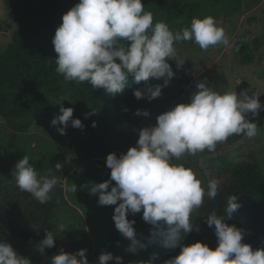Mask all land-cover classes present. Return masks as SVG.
<instances>
[{
	"label": "clouds",
	"instance_id": "9594fccd",
	"mask_svg": "<svg viewBox=\"0 0 264 264\" xmlns=\"http://www.w3.org/2000/svg\"><path fill=\"white\" fill-rule=\"evenodd\" d=\"M189 41L203 51L216 46L233 47L225 29L212 16L193 17L189 27L173 32L164 21L154 23L153 13L145 11L142 0H79L62 16L53 37L55 71L66 81L87 82L95 90L103 89L112 95L122 94L130 77L137 84L163 79L162 85L134 90L137 100L151 102L162 96L163 89L175 77L169 61H174L177 68L186 62L178 57L175 45ZM261 95L250 89L239 94L237 90L221 94L206 80L200 81L190 103L176 105L159 115L155 125L139 130L136 146L126 154L107 156L110 180L92 183L88 189L91 195L99 197L100 206L118 205L112 219L119 233L130 241L127 252L138 255L147 250L148 245L137 238L136 221L128 219L129 215L142 212V219L158 230L164 249H180L179 255L163 264H264V248L254 250L243 243L246 230L225 222V217H232L242 206L238 195L227 197L224 215L213 210L205 216V223L214 228L217 237L214 250L202 242L183 243L195 228L194 213L206 198L216 199L221 181L212 178L204 184L193 169L174 163L185 155L214 153L218 144L233 135L254 138L258 125L252 120L264 110ZM60 104V114L51 120L54 127L63 125L57 127L59 134H67L69 122L72 127L83 129L82 121L73 119L74 109ZM91 114H86V118ZM135 115L149 117L150 112L137 110ZM13 174L19 190L29 193L40 204L51 201L54 188L61 183L66 191L77 192L75 184L68 187L67 180L61 181L51 169L41 174L27 155L15 164ZM45 234L33 249L41 256H46V250L54 248L57 242L54 232L45 230ZM156 260L153 255L140 264H155ZM112 261L124 264L122 257L110 252L98 258V264ZM49 262L90 264L87 249L75 253L61 249ZM0 264H31V260L0 238Z\"/></svg>",
	"mask_w": 264,
	"mask_h": 264
},
{
	"label": "rangeland",
	"instance_id": "374dc122",
	"mask_svg": "<svg viewBox=\"0 0 264 264\" xmlns=\"http://www.w3.org/2000/svg\"><path fill=\"white\" fill-rule=\"evenodd\" d=\"M165 1L164 12L158 7L145 5V11L153 13L154 23L164 21L175 32L189 27L193 17L202 19L212 16L225 29L233 47L225 49L223 46H216L203 51L190 41L177 43V55L186 62L177 68L174 61H169L175 77L163 89L160 98L151 102L142 99L138 107L127 112L119 122L109 121L105 129L95 133L88 132L79 138L80 149L91 153L93 161L106 163L109 154L114 153L118 157L126 154L131 147L136 146L139 130L155 125L159 115L176 105L190 103V97L200 81L206 80L210 87L221 94L230 90H237L239 94L248 89L259 92L262 94L260 102L264 105V0H223L218 6L208 3L206 5L200 0ZM232 4L236 8H231ZM8 13L5 0H0V51L12 42V32L8 29ZM53 29L54 26L45 25L32 42L40 43ZM241 37H245L254 54V61L250 65L244 64L241 56L234 50ZM163 83L164 80L161 79L155 80L151 85ZM63 90L66 92L63 97L40 102L25 120L7 121L0 115V165L5 166L3 175L15 180L14 166L27 155L30 163L41 174H46L51 169L61 181L63 178L67 180L68 187L73 184L77 186L75 193L66 191L61 183L63 190L58 199L59 231L73 241L75 252L87 249L90 264H98L99 256L111 251L110 218L106 212L88 206L84 199L82 183L89 164L81 163L70 149V124L66 135H60L57 131V127L63 125H51L54 116L60 114V103L66 108L68 103L74 101V95L67 85L63 86ZM137 110L149 111L150 116H136ZM252 122L258 125V134L254 138L233 135L226 142L218 144L214 153L205 151L195 157L185 155L174 163H183L193 169L204 184L213 178L211 167L214 168L215 165L223 168L254 158L264 169V110H261L259 117ZM222 157H226L227 162L222 161ZM110 172L111 169L108 168L109 175ZM199 214L200 209L194 213L195 227L200 222ZM257 220L262 221L259 217ZM161 239L158 230L151 226L146 237L148 247L140 261H147L156 255L155 264H158L175 257H170V250L161 246ZM183 243H195L193 232L186 236ZM110 264H114V261Z\"/></svg>",
	"mask_w": 264,
	"mask_h": 264
},
{
	"label": "trees",
	"instance_id": "16d2710c",
	"mask_svg": "<svg viewBox=\"0 0 264 264\" xmlns=\"http://www.w3.org/2000/svg\"><path fill=\"white\" fill-rule=\"evenodd\" d=\"M200 1L214 6L224 2ZM5 2L9 10L8 29L12 32V42L0 51V115L7 121L25 120L40 102L63 97L66 94L63 86H68L74 95V101L68 103L66 108H73V119H80L84 125L83 129H77L69 122L71 130L68 136L72 153L81 163L89 164L82 183L84 199L91 208L109 215L110 253L122 257L124 264H140L145 250L138 255L127 252L130 241L115 228L112 217L118 205L100 206L99 197L89 192L88 187L90 188L92 183L106 182L110 180V175L106 163L93 161L91 153L80 149L79 138L88 132L95 133L105 129L109 121L119 122L127 112L137 108L140 103L133 95L134 90L145 88L156 79L137 84L134 78L130 77L123 93L117 95L107 93L103 89L95 90L87 82L81 84L66 81L55 71L57 54L52 40L62 23V16L79 3V0H5ZM142 2L144 6L152 5L163 12L166 8L165 0ZM230 7L236 8L234 4ZM45 25L54 26L51 34L40 43H33L32 39L39 36ZM234 50L241 56L244 64L253 63L254 54L245 37L238 39ZM86 111L87 114L93 113L87 120ZM221 160L227 162L226 157H222ZM4 170L5 166L0 165V238L10 243L18 254L29 258L31 264H50L51 257L59 254L61 249L75 253L73 241L59 231L58 199L63 186L58 184L53 190L52 200L40 204L29 193L21 192L15 180L6 178L3 175ZM211 170L213 178L221 181V188L215 200L206 198L200 208V222L193 230L195 243L202 242L213 250L217 247L214 228L207 226L205 216L213 210H216L218 215H224L227 197L238 195V202L242 206L232 217H225V222L246 230L243 243L251 245L254 250L264 248L263 166L253 158L223 168L215 165ZM112 183L114 186L115 182ZM257 217L262 221L259 222ZM128 219L136 221L134 227L137 238L146 243L151 225L142 219V212L135 216L129 215ZM45 230L54 232L57 242L54 248L46 250V256H41L33 249L36 243L45 238ZM179 254V249H175L170 251L169 256Z\"/></svg>",
	"mask_w": 264,
	"mask_h": 264
},
{
	"label": "water",
	"instance_id": "95a60500",
	"mask_svg": "<svg viewBox=\"0 0 264 264\" xmlns=\"http://www.w3.org/2000/svg\"><path fill=\"white\" fill-rule=\"evenodd\" d=\"M86 114H87V111H86ZM86 120H87V118H86ZM76 158L78 159V157L76 156Z\"/></svg>",
	"mask_w": 264,
	"mask_h": 264
},
{
	"label": "crops",
	"instance_id": "0c3cea01",
	"mask_svg": "<svg viewBox=\"0 0 264 264\" xmlns=\"http://www.w3.org/2000/svg\"><path fill=\"white\" fill-rule=\"evenodd\" d=\"M8 17H9V13H8Z\"/></svg>",
	"mask_w": 264,
	"mask_h": 264
}]
</instances>
